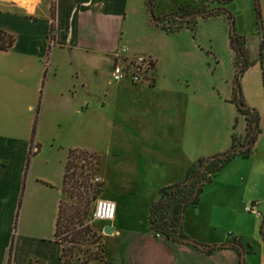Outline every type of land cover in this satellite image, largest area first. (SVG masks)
<instances>
[{
  "label": "crops",
  "instance_id": "crops-1",
  "mask_svg": "<svg viewBox=\"0 0 264 264\" xmlns=\"http://www.w3.org/2000/svg\"><path fill=\"white\" fill-rule=\"evenodd\" d=\"M25 1L29 3L25 4ZM25 1L0 0V34L5 31L14 36L11 47L0 49V264L9 261L11 245L12 264H65L55 230L63 198L68 152L79 149L97 155L98 151L71 147L59 184L49 178L32 176L28 162L37 142L32 140L28 143L17 137L20 131L19 111L36 108L41 115L36 137L41 133V122L47 135L53 138L60 132L77 134L83 129L84 122L97 125L100 114L110 111L105 109L104 98L110 100L109 108L116 114L127 95L121 90L131 87L154 90L159 86V79L156 77L147 85H135L114 81L111 77L107 84L114 90L107 91L106 88L102 91V76L97 73L96 62L102 56L107 60L108 69L114 65L119 48L113 51L107 47L106 30L113 19H126L130 0H48L49 14L45 18L39 13L44 0ZM230 1H239L228 6L237 26L235 32L244 36L246 44L256 38L260 46L264 44V0ZM195 2L197 4L198 0ZM185 3L187 0H176L173 8L178 9ZM238 4L245 6L248 12L253 8L255 18L248 13L245 20L241 18ZM197 5L191 9L202 8L206 2ZM185 6L190 7L189 4ZM166 13H170L169 10L158 16ZM217 18L231 24L225 15ZM51 23L54 25L52 32ZM119 39L121 41L120 35ZM260 46L258 57L251 59L254 64L246 71L259 66L263 75ZM77 50L82 51L79 59ZM61 52L65 54L66 64L73 68L67 75L59 64ZM82 57L87 61L94 58L93 73H87L85 64L80 61ZM155 63L157 72L156 60ZM108 119V122H113V118ZM179 122L174 123L179 125ZM246 125L240 136L245 133ZM169 129L164 124L162 130L166 134L162 133L163 137L151 139L142 135L140 140L115 144L116 148L110 147L107 152L108 166L101 170L100 165L97 168L102 191L106 189V196L101 197L112 199L117 205L115 219L97 220L101 227L94 226L100 243L105 247V261L113 264H239L241 255L246 264H264V236L257 239L254 230L251 232V227L245 225L247 219H244L248 216L249 202L264 208V154L259 153L255 144L249 157L238 155L248 163L234 164L231 170L230 162H227L217 172L213 181L203 189L202 194L208 192L205 201L201 195L200 203L187 206L182 226L186 237L209 246L235 241L241 252L245 250L244 253L239 255V251L230 246L209 253V249L157 236L151 229L149 212L159 199L160 189L183 181L187 171L200 160H194L188 149V119L174 132L171 143L165 141ZM238 194V208L234 206L233 210L242 216L240 220L245 227L233 232L218 229L212 210L215 203L209 198L212 195L235 200L239 199ZM21 197L22 213L17 228ZM207 205L211 206L209 213L205 209ZM257 218L256 225L259 223ZM107 225L114 226L115 230L104 233ZM105 261L97 262L105 264Z\"/></svg>",
  "mask_w": 264,
  "mask_h": 264
},
{
  "label": "rangeland",
  "instance_id": "rangeland-1",
  "mask_svg": "<svg viewBox=\"0 0 264 264\" xmlns=\"http://www.w3.org/2000/svg\"><path fill=\"white\" fill-rule=\"evenodd\" d=\"M130 1L126 19L117 17L110 21L106 30L105 44L113 51L119 48L113 63L114 65L116 63L124 65L131 73L135 67L129 63L130 61H134L140 56L149 57L152 67L147 68L145 73L140 71L137 74H144V81L148 80L150 83L157 77L159 86L154 90H139L138 87L121 90L127 95L120 105L122 111L119 109L116 114L109 108L110 100L104 98L103 100L107 105L105 109L110 111H106L104 115L100 114L97 125L90 123V121L84 122L81 132H77V134L60 132L55 138L47 135L42 122L41 133L36 137L41 118L36 108L33 111L20 110L18 114L20 131L17 133V137L21 140H27L28 143L32 140L37 142L35 143L37 148L29 156L28 162L32 176L49 178L57 184L62 182V171L67 152L74 146L97 150V155H93L94 159L89 158L88 160L93 163L99 156L100 170L104 169L108 166L107 161L110 160L107 156L110 147L116 148L114 147L115 144L126 140H140L142 135L151 139L163 137L162 133L165 131L162 130V127L164 124L170 128L165 141L171 143L174 132L181 127V124L187 122V119L188 149L192 153V158L197 161L199 158L201 160L217 156L230 149L233 133L239 136L246 124L245 116L238 111L235 98L237 100L242 98L247 106L258 111L260 133L255 147L259 149L260 154H264L263 75L259 66H256L248 72L245 71L236 80L238 72L237 55L231 48L230 41L232 24L228 25L223 19H216V17L199 19L198 28L195 32L183 28L175 33H168L157 28L153 23L145 0ZM175 1L157 0L153 10L154 16L157 17L164 10H169L172 13L171 11L177 9L173 8ZM204 1L198 0L197 4H202ZM47 2L48 0H44L42 6H39V13L42 18L49 14ZM187 2L185 5L189 4L190 8H197L198 6L195 0H187ZM237 2L239 1H230L224 7L230 11L228 6L235 5ZM210 5L214 7L218 3L214 1L213 3L210 2ZM238 9V14L244 20L247 13L255 18L256 13L253 8L248 12L245 6L238 4ZM65 11H68V7L65 8ZM235 24L234 22V28L237 29ZM239 25L241 26L240 22ZM235 29H233L234 32ZM235 33L237 34V32ZM245 46L249 59L258 57L260 46L258 38L250 40ZM123 48L126 49L124 53H122ZM77 53L78 59L81 58L82 51L77 50ZM64 57L63 52L58 55L62 72L67 75L73 68L66 64ZM90 60L93 61H87L83 57L80 60L82 65L85 64V69L89 74L94 72L92 68L94 58ZM96 63L98 65L97 73L102 76V91H105L106 88L107 91H113L114 89L107 82L112 77V66L114 65L112 64L111 68L108 69L107 60L102 56L97 59ZM121 82L131 81L124 80ZM143 84L147 85L148 83H136L135 85ZM119 112H126V114ZM108 117L113 118L112 123L108 122ZM176 121H180L179 125L174 123ZM229 162L231 170L234 164L248 163L247 159H241L239 156H235ZM97 174L96 169L92 181ZM71 183V180H67V183L63 185L62 202L64 207L70 206L76 199L70 193L71 190L77 191ZM105 191L101 192V196H106ZM207 194V191L201 194L203 202ZM238 196L239 199L234 200L225 196L219 199L218 196L211 195L209 199L215 203L212 208L215 217L214 224L218 226V229L224 228L231 232L234 229L238 231L241 226H250L251 232L254 230L258 239L261 237L260 230L264 221V208L257 205L255 206L256 212H248L246 209L248 216L244 218L247 219L244 225L240 220L242 216L233 210L234 206L238 208L240 195L238 194ZM250 204L249 202L247 206ZM22 205L23 198L21 197L19 213L17 214V228L20 226ZM90 205L93 207L94 201ZM210 208L211 206L207 205L205 207L206 212L209 213ZM258 212L262 214L259 215ZM90 215H87L85 225H88L98 235L94 226L101 227V224L93 220ZM256 217L259 219L257 225ZM66 246H70V244ZM104 248L100 240L92 236H85L66 257L73 262L72 264H89L94 257L99 259L104 256ZM92 264H100V262L96 261ZM255 264L258 263L255 262Z\"/></svg>",
  "mask_w": 264,
  "mask_h": 264
},
{
  "label": "trees",
  "instance_id": "trees-1",
  "mask_svg": "<svg viewBox=\"0 0 264 264\" xmlns=\"http://www.w3.org/2000/svg\"><path fill=\"white\" fill-rule=\"evenodd\" d=\"M156 1L157 0H146L149 9L148 12L156 27L168 33H175L183 28L195 32L196 28H198L199 19H208L221 15H225L232 24L233 29H235L232 12L224 7V5L230 0H205L206 6L202 8L199 7L198 9H191L189 6L183 5L172 13H166L163 16L155 17L153 10L155 8ZM214 1H217L218 5L211 7L210 2L213 3ZM54 7L55 5L53 4V18L55 16ZM258 14H260L259 10ZM53 23H51V32L54 29ZM13 38V35L2 31L0 34V49H7L11 47ZM230 41L231 48L237 55V80L240 75H243L245 71L254 64V61L248 58L247 48L245 46L246 40L244 36H240L235 32H231ZM263 49L264 44L262 43L260 46L259 59L261 60L263 69L262 79L264 84ZM234 101L237 102L238 111L245 116L247 124L245 133L241 136L233 133L231 140L232 144L229 150L227 149L217 156H211L206 159L199 160L197 164L187 171L186 177L183 181L176 182L160 189L159 199L152 204L148 217L150 227L155 232V234L161 233V235L166 239L184 243L183 239L186 236L183 233L182 226L187 206L191 204L197 205L200 203L201 194L204 187L213 181V177L227 162L238 155H241L244 158H247L251 155L253 145L257 141L258 135L260 133L258 126L259 113L257 110H255V108L247 106L242 98L239 100L235 98ZM93 155L94 154L92 153H88L85 150L79 149L70 150L68 152L63 185L67 183V180L72 181L71 185L74 187V189H77V191L71 190L70 193L72 196H75L76 199L72 202V204H70V206L66 207L63 206V202L61 200L60 211L57 217L55 230L56 240L62 245L61 256L64 259L65 264L73 263L66 256L68 253L72 252V249L81 241V239H84L85 236H92L95 237V239L100 240L99 236L93 230H91L88 225H85V219L87 215H92L94 208V205L93 207L90 205L91 202L94 201L95 204V200L101 196L102 192V183L92 181L94 171H96L99 166V159L96 158V161L93 163L88 160L89 158L93 160ZM80 188H83V190H80ZM263 225L264 221L262 222L260 230L262 236H264ZM65 243L70 244V246H66L67 244ZM229 244V246L233 249H237L240 255V247H238L236 242L232 241ZM209 247L210 249L208 252L211 253L216 249L224 248L226 246L224 243H222L211 245ZM242 251L243 252L241 253L245 252V250ZM12 252L13 245H11L10 248L9 261L7 264H12ZM103 257L99 259L94 257L93 260L105 261V254ZM105 264L113 263L110 261H105ZM239 264H246L244 257H241V255Z\"/></svg>",
  "mask_w": 264,
  "mask_h": 264
},
{
  "label": "built area",
  "instance_id": "built-area-1",
  "mask_svg": "<svg viewBox=\"0 0 264 264\" xmlns=\"http://www.w3.org/2000/svg\"><path fill=\"white\" fill-rule=\"evenodd\" d=\"M126 49H122V53H124ZM131 65L135 67L133 72L129 71L126 69L124 65H119V63H116L113 66V73H112V78L114 81H124V80H130L132 83H143L147 82L150 83L148 80L144 81V74L138 75L140 71L146 72L147 68L152 67V62L151 59L147 56H140L134 61L129 62ZM95 182H100L101 179L98 175L95 176L94 178ZM256 204H250L247 206L248 211H254L256 212L255 209ZM259 215H261V212H258ZM117 216V205L115 201L112 199H107V198H102L98 197L97 200H95L94 208L92 211L91 218L93 220H98V221H109L115 219ZM160 233H157V236H159Z\"/></svg>",
  "mask_w": 264,
  "mask_h": 264
},
{
  "label": "water",
  "instance_id": "water-1",
  "mask_svg": "<svg viewBox=\"0 0 264 264\" xmlns=\"http://www.w3.org/2000/svg\"><path fill=\"white\" fill-rule=\"evenodd\" d=\"M232 33H234V30L232 29ZM115 229H114V226H111V225H107V226H105V228H104V233H111V232H113ZM184 242H186V243H190V244H193V246H196V247H198V248H200V249H203V250H207V249H210V247H209V245H205V244H203V243H201V242H198V241H196V240H193V238H190V237H184ZM225 244V243H224ZM230 244L229 243H227V244H225V246L227 247V246H229Z\"/></svg>",
  "mask_w": 264,
  "mask_h": 264
},
{
  "label": "bare ground",
  "instance_id": "bare-ground-1",
  "mask_svg": "<svg viewBox=\"0 0 264 264\" xmlns=\"http://www.w3.org/2000/svg\"><path fill=\"white\" fill-rule=\"evenodd\" d=\"M16 1H18V2H24L25 0H16ZM26 3H29V1H28V2L25 1V4H26ZM23 4H24V3H23Z\"/></svg>",
  "mask_w": 264,
  "mask_h": 264
}]
</instances>
